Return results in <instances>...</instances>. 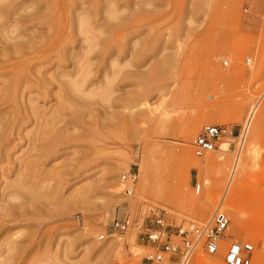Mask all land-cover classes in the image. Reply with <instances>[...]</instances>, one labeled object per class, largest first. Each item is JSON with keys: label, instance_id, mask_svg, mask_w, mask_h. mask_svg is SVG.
Masks as SVG:
<instances>
[{"label": "rangeland", "instance_id": "rangeland-1", "mask_svg": "<svg viewBox=\"0 0 264 264\" xmlns=\"http://www.w3.org/2000/svg\"><path fill=\"white\" fill-rule=\"evenodd\" d=\"M13 6L25 14L16 19L34 7L41 14V21L20 18L23 41L58 45L23 73L27 86L20 85L0 116V125H19L12 156L21 161L28 144L40 148L35 138L42 122L55 139L54 152L34 172H12L2 157L0 202L17 205L14 222L0 235V243L16 245L3 252L7 264H150L149 248L131 233L100 240L118 209L139 221L166 211L169 224L184 228L219 210L229 219L227 239L251 243L252 264H264V121L232 207L224 193L245 151L252 122L239 147L248 115L256 105L264 111V0H17ZM59 75L69 84L65 106L57 86L44 95L38 82ZM207 126H223L227 135L213 152L196 157L192 142ZM58 132L65 140H56ZM210 156L204 179L211 182L220 165V184L207 209L194 208L204 186L191 162ZM129 172L136 182L126 196L120 179ZM195 256L212 257L196 253L188 264ZM217 256L224 264L223 252Z\"/></svg>", "mask_w": 264, "mask_h": 264}, {"label": "bare ground", "instance_id": "bare-ground-1", "mask_svg": "<svg viewBox=\"0 0 264 264\" xmlns=\"http://www.w3.org/2000/svg\"><path fill=\"white\" fill-rule=\"evenodd\" d=\"M0 1H1L0 2V78L1 79L4 78V80L1 81L2 89H0V116H1L4 113L5 109L8 107L9 103L14 104V102L16 100V95L19 93V90H20V85L26 84V83H24V81H23L24 84L22 83V79L24 77L23 73L32 72L34 70V67L36 68V64L34 66V62L41 60L40 58L43 57L45 51H47V52H48V50L50 51V48L54 49L55 46H57L58 44L55 45L53 48V44H51V43H48V44L47 43L46 44L35 43L34 44V43H32L33 40L29 41L28 39H25L28 41H23L22 38L20 37V35H21L20 34V31H21L20 28L23 25H25L26 23L21 26V24H22L21 19L22 20L24 18L32 19L34 17L35 20L33 19L31 21H36V20L41 21V17H40L41 14H40V12H38V8H35L33 6L35 8L34 9L32 7L33 8L32 10H34L33 13L28 11V14L30 12V14L28 15L29 17L21 18L22 17L21 15L24 14V12H21L23 10L17 9V11H19V13H18L13 6V3L17 0H0ZM107 1H109V0H107ZM32 5H35V4L33 3ZM20 12L22 14H20ZM17 15H19L21 17L16 19ZM48 18H50V17H48ZM31 21H30V23H31ZM25 22H26V20H25ZM37 22H39V21H37ZM79 23L81 25L83 23V21L81 20ZM99 26H102V25H99ZM103 27H104V24H103ZM100 28H102V27H100ZM11 35H14V37L12 38ZM105 35H107V33ZM4 37H5V40H4ZM24 37H23V39H24ZM26 38H27V36H26ZM105 38H104V40H105ZM112 51H114V50L113 49L110 50V53ZM114 53H116V55H117L118 52L114 51ZM34 72L31 74H35ZM57 74H59V73H57ZM25 75L28 77L27 74H25ZM64 77L67 78L66 75H63V76L59 75V76H53L49 80H45V79L42 80L41 79L38 81L40 84L39 85L40 89L42 91L41 94H44V95H46L48 93V88H47L48 86H57L58 87L59 92L62 93V96L58 97V100L61 102L62 106H65L66 100L68 98L67 88L69 85L68 83L63 81ZM193 79H195V78L193 77ZM195 80H197V79H195ZM27 81H28V79H27ZM28 83L31 84L30 82H28ZM22 85H21V88H22L21 90H23V87L25 88V85L24 86H22ZM26 86H27V84H26ZM73 88H75V87L73 86ZM13 110H16V109H13ZM58 114L60 115L61 112L59 111ZM149 117H151V116L149 115ZM248 117H249V115H248ZM13 120H14V118H13ZM248 120H249L248 125L245 126L246 129H244L243 133H242L243 137H242L241 144L239 147L240 151H241L240 148L245 141L244 137L247 136V131L249 129L248 126L251 125V122H252V127L250 130L249 137H248V139H246L247 140L246 144H245L246 147L244 148L245 151H243L244 154H243L241 159L239 158V156L237 157L236 161H238V163L237 162L236 163L238 165L235 163V165L238 166V172L235 174L237 167L236 168L234 167L236 170L234 169L235 170V171H233L234 173L231 174V177H229L230 179H228V182L225 183L226 187H225L224 193H225L226 197L228 196V199H229L228 201L227 200L225 201V205H229V206L232 205V203L235 201L236 196L239 194V192L241 190L240 188H242L243 185L246 183L245 182L246 181V168L248 167V165H247L248 162L251 160L250 148H252L251 147L252 139H253L252 137L255 136V134L258 132L260 124L264 121V111L261 110V107H259V105H256V107H254L252 109V111L250 113V117ZM43 121H45V120H43ZM17 124L18 123L14 124L11 122L10 124L0 125V166H2V163L4 164V162L6 161V160L3 161L2 157H4V159L5 158L7 159V163L5 162V164L8 166L10 165V167L13 168V171L11 170L12 172H15L17 174H20V173L21 174L22 173L28 174V173L34 172L36 170L37 162H38V160H40L41 157L51 156V154L54 152V149H55V148L54 149L51 148L55 139L51 140V141L49 140L48 136L50 133V129L46 126L45 122H42L41 126H40V131H42V133L41 134L39 133L38 136L35 138V140H37L38 142L39 141H40V143L42 142L40 144V148L37 149V146L33 147L30 144H28L30 146V150L27 151L28 155L25 156L26 158L21 161L19 157L15 158L12 156V151L14 150V148L16 146L15 141L18 140L19 141L18 143L21 142L19 134L16 131L19 128V125H17ZM192 126H193V128L197 129V127H198L197 122L193 123ZM179 128L181 129V131H186L187 126L181 125V126H179ZM62 129H63V126H62ZM59 134H58V136H56V140H57V137H58V140H60V138H61V140H65V138L63 137V139H62V136H61L63 133L60 132ZM42 139H43V141H42ZM221 149L226 150V146L224 143H221ZM169 150L170 151L166 150L167 151L166 153L169 155H174V156H177L181 159H184L187 156L186 150H184V149L183 150H177V151H174L171 149H169ZM159 152L163 153V149L159 148ZM147 155H149L148 150L143 152L144 157H146ZM7 157L9 158V160ZM11 157H13L15 159L12 160ZM211 161H212V158L210 156V157L204 158L202 161L194 160L191 162V164L193 165V169L195 171H197V173H198V178H199L200 182L204 186L203 191H202V195L199 197H195L190 203V205H192V207H194V208L207 209L210 206V204H212V199L214 197V191L216 190V188L220 184L219 183L220 182V175L218 174L220 172V169H221L220 165L216 166V176H214L212 178L211 182H208L206 179H204L203 172L207 168V166L211 163ZM12 165H14V166H12ZM0 169L3 170V168H0ZM144 189H145V185H144V183H142L141 188H140L141 192H143ZM84 196H85V193H84ZM222 201H223V199H222ZM16 206L12 202V200L1 199V202H0V235L4 231L8 230V228H9L8 224L9 223L14 222L13 218L16 216V214H15ZM223 207H224V205H222L220 208H223ZM230 207H232V206H230ZM227 208H229V207H227ZM231 213L233 215V212H231ZM233 217L235 220H237V218H238L236 213L233 215ZM5 241H2L0 243V264L9 263L10 259L6 260L5 258L2 257L4 254L3 252H9V251L13 250L16 246L15 244H13L12 242L10 243L9 241L6 243L7 244V246H6L4 244ZM5 246L7 247V250L2 251L1 247H3V249H4ZM6 247H5V249H6ZM16 251H17V249H16ZM216 256H212V257L206 258V259L203 258L201 260H200V258L195 256L196 258L194 257L195 258L194 264H220L219 260L217 259L218 256L217 257Z\"/></svg>", "mask_w": 264, "mask_h": 264}, {"label": "built area", "instance_id": "built-area-1", "mask_svg": "<svg viewBox=\"0 0 264 264\" xmlns=\"http://www.w3.org/2000/svg\"><path fill=\"white\" fill-rule=\"evenodd\" d=\"M248 119L245 126L248 125ZM245 126L243 130L246 129ZM226 135L227 128L223 126L204 127L192 142L194 155L202 157L213 152ZM120 181L125 186L124 194L131 196L136 175L129 172L122 175ZM195 192H199L197 185ZM167 218L168 213L160 211L157 215L139 221L131 218L126 210L118 209L105 234L100 236V240L104 237L131 233L137 242L149 248L145 261L150 264H160L164 261L188 264L196 253L216 256L221 252L224 264H252L254 254L252 244L227 239L229 219L225 213L217 210L209 221L190 228L171 225Z\"/></svg>", "mask_w": 264, "mask_h": 264}]
</instances>
